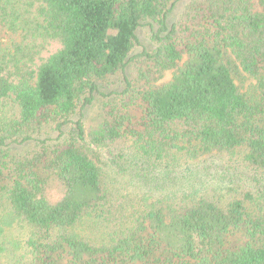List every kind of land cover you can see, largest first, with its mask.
Wrapping results in <instances>:
<instances>
[{"label": "trees", "instance_id": "16d2710c", "mask_svg": "<svg viewBox=\"0 0 264 264\" xmlns=\"http://www.w3.org/2000/svg\"><path fill=\"white\" fill-rule=\"evenodd\" d=\"M178 1L0 0V264H264V0Z\"/></svg>", "mask_w": 264, "mask_h": 264}, {"label": "rangeland", "instance_id": "374dc122", "mask_svg": "<svg viewBox=\"0 0 264 264\" xmlns=\"http://www.w3.org/2000/svg\"><path fill=\"white\" fill-rule=\"evenodd\" d=\"M186 4V0H179L174 8L171 10V12L168 14V19L169 21H174L176 20L181 11L183 10L184 6ZM149 28L146 25L140 26L137 30V36L139 39V45L135 48V51L141 50L142 48H151L152 47V42L150 39V35H149ZM59 48V43L56 40H50L49 43L46 45V48L44 50H42V55H48L52 52H54L56 49ZM170 76V73H166L165 77L163 79H167ZM236 83L239 87V89H241L242 91H248V90H252L253 86H254V81L252 78H250L247 74H242L240 76L237 75L236 77ZM102 89L104 90H108L109 87H102ZM99 110V102H95L93 104V106H91L90 108H87L85 110V119L87 120V123L90 124V122H93L97 116ZM89 127V125L87 126V128ZM45 131H47V134L54 136L56 134V131L53 130V126H51L49 129H42L41 131V135L42 136H46ZM176 180L175 182L170 181L168 183L165 184V189H163L162 187L160 189H156L158 191H156V194H165L167 193L165 190L168 189H173L174 187H176ZM160 186V184H159ZM158 186V188H159ZM163 191V192H162Z\"/></svg>", "mask_w": 264, "mask_h": 264}]
</instances>
